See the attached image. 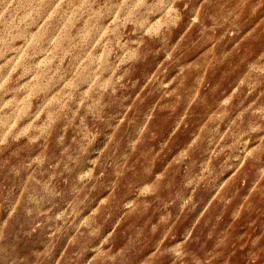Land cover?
Instances as JSON below:
<instances>
[{
  "label": "clouds",
  "instance_id": "clouds-1",
  "mask_svg": "<svg viewBox=\"0 0 264 264\" xmlns=\"http://www.w3.org/2000/svg\"><path fill=\"white\" fill-rule=\"evenodd\" d=\"M0 264H264V0H0Z\"/></svg>",
  "mask_w": 264,
  "mask_h": 264
}]
</instances>
